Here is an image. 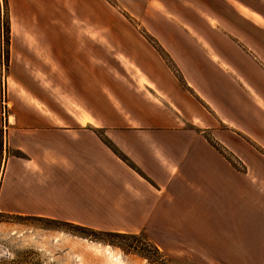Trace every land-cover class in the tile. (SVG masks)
I'll return each instance as SVG.
<instances>
[{"label":"crops","instance_id":"0c3cea01","mask_svg":"<svg viewBox=\"0 0 264 264\" xmlns=\"http://www.w3.org/2000/svg\"><path fill=\"white\" fill-rule=\"evenodd\" d=\"M154 2L148 31L173 59L184 86L170 82L161 90L159 79L146 80L170 101L155 98L150 109L144 101L140 108L133 105L130 118L119 109L116 113L105 96L101 112L96 109L117 114L104 125L139 173L89 128L95 111L94 65L78 53L70 61L56 59L62 46L53 39L44 47L52 50L54 69L45 63L41 72L57 92H70L79 116L46 86L29 85L40 105H15L3 121L0 108L5 145L26 155L7 159L0 193L13 200L0 197V206L41 210V181L34 179L41 180V166L48 168L53 156L47 171H55L62 183L72 178L76 189L71 193H84L78 200H85L86 207L94 208L97 201L103 210L116 212L177 263L264 264V0ZM50 33L44 31L49 40Z\"/></svg>","mask_w":264,"mask_h":264},{"label":"rangeland","instance_id":"374dc122","mask_svg":"<svg viewBox=\"0 0 264 264\" xmlns=\"http://www.w3.org/2000/svg\"><path fill=\"white\" fill-rule=\"evenodd\" d=\"M151 2L155 3L154 0H0L2 121L15 105H40L30 92L29 85L40 90L41 86H46L73 115L79 116L70 92H57L58 88L54 89L51 81H46L41 72L45 63L49 65V70L54 69L55 65H51L54 62L52 50H46L44 45L52 46L53 39L58 40L62 49L55 54L56 59L60 57L63 61H70L78 53V57L94 65L95 111L89 128L95 138L128 168L138 172L135 164L115 144L104 123L114 120L118 109L121 115L130 118L135 115L133 105L140 108L144 101L145 108L150 109V101H170L166 95H157L156 88H150L146 80L159 79L156 82L161 90L168 88L166 83L170 86V82L181 88L184 86L173 59L156 36L148 31ZM47 30L52 32L49 34L51 40L44 34ZM59 30L61 34L56 32ZM70 45L73 49L66 48ZM81 47L86 49L80 50ZM66 87L70 89L68 83ZM104 96L116 113L107 109L105 115L96 113V109L101 112ZM57 100H52V103L59 104ZM8 101L11 102L9 106ZM63 112L64 116L68 114L65 110ZM84 120L83 115L81 121ZM207 138L233 165L241 168L239 160L235 161L226 148L210 136ZM6 147L0 178L9 157L20 154L22 158L26 157L12 144H6ZM53 158L49 156L50 166L55 163ZM48 168L41 166V180L34 179L36 183L41 181V210L28 213L0 206V259H5L2 264L29 251L37 252L46 264H101L100 256L91 254L85 248L86 241L114 248L126 264H179L165 256L146 232L125 225L126 219H119L116 212L103 210L100 203L96 204L97 201L94 208L86 207L85 200H78V197L84 198V193H71L76 189L72 184L74 180L66 178L62 183L55 176L56 172L47 171ZM47 172L49 177L45 176ZM4 193H0L3 200H13L10 194ZM21 197V194L17 195V198ZM104 232H113V235Z\"/></svg>","mask_w":264,"mask_h":264},{"label":"trees","instance_id":"16d2710c","mask_svg":"<svg viewBox=\"0 0 264 264\" xmlns=\"http://www.w3.org/2000/svg\"><path fill=\"white\" fill-rule=\"evenodd\" d=\"M5 153L7 154V147L5 145V137H4V132L2 130V128H0V167L3 164L4 159H6L5 157ZM18 157H23V155H17ZM106 233V235H113V232H104ZM116 235H118L119 233H115ZM122 234V233H120ZM98 238V237H97ZM101 239L102 238H98ZM155 248L157 249V247L155 246ZM3 260H5L4 258L0 259V264H2L1 262H4ZM4 264H46L45 260L43 258H41L37 252L35 251H29L26 252L24 255L17 257L15 259H11V261L9 262H5Z\"/></svg>","mask_w":264,"mask_h":264},{"label":"bare ground","instance_id":"6f19581e","mask_svg":"<svg viewBox=\"0 0 264 264\" xmlns=\"http://www.w3.org/2000/svg\"><path fill=\"white\" fill-rule=\"evenodd\" d=\"M84 246L91 252V254L100 256L99 258L101 259V264H126L123 260L124 258H121V255L117 251H114V248L112 249L108 245H102L101 243L93 241H86Z\"/></svg>","mask_w":264,"mask_h":264},{"label":"built area","instance_id":"2783aa9c","mask_svg":"<svg viewBox=\"0 0 264 264\" xmlns=\"http://www.w3.org/2000/svg\"><path fill=\"white\" fill-rule=\"evenodd\" d=\"M7 103H9V101ZM7 106H8V104H7Z\"/></svg>","mask_w":264,"mask_h":264}]
</instances>
